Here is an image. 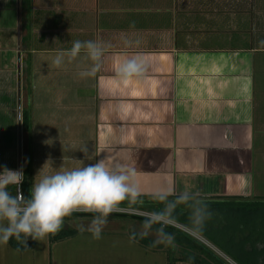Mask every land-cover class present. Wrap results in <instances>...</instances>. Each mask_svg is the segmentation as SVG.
I'll return each instance as SVG.
<instances>
[{
  "label": "crops",
  "instance_id": "crops-1",
  "mask_svg": "<svg viewBox=\"0 0 264 264\" xmlns=\"http://www.w3.org/2000/svg\"><path fill=\"white\" fill-rule=\"evenodd\" d=\"M22 1V14L16 6L0 18L9 25L18 8L24 26L21 110L28 123L19 126L16 107L15 124L7 116L8 126L0 125V152L9 169L27 160L24 196L37 172L36 180L103 159L134 168L140 196L164 190L172 192L168 199L185 192L199 201L261 197L253 175L264 168L254 157L264 154V0H80L79 11L63 13L62 25L49 21L53 28L35 35L31 1ZM76 40L107 45L92 77L79 75L92 63L83 51L52 64ZM132 57L142 58L146 71L122 82L115 69ZM121 221L146 228L130 215Z\"/></svg>",
  "mask_w": 264,
  "mask_h": 264
},
{
  "label": "rangeland",
  "instance_id": "rangeland-1",
  "mask_svg": "<svg viewBox=\"0 0 264 264\" xmlns=\"http://www.w3.org/2000/svg\"><path fill=\"white\" fill-rule=\"evenodd\" d=\"M30 1L31 5L29 12L31 13L33 24H31L29 32L33 35L36 33H46L50 28L52 29L53 26L50 23L52 20L62 25L64 12L79 11L80 9V0ZM19 2L22 3L23 1L0 0V16H4V18L8 16L11 10L14 11L16 6L19 7ZM3 8L6 9L4 15ZM19 9L22 14L24 10L23 5L20 6ZM28 9L29 7L26 8V10ZM16 10L18 11V8ZM55 11L57 13H55ZM17 13L19 18V11L15 12L16 19ZM1 19L3 20V18H0V43L3 48L1 49L0 45V108L5 106L10 108L6 109L7 111H3V109L0 110V113H2L0 114V125L7 127V116L12 117L14 124L17 120L16 107H19V121H21V109L23 108L22 97L25 94L24 51L26 47L24 40H22L25 36L24 26H22L21 23H17V26L15 24L17 20H13L12 23L7 25L2 23ZM17 28L19 29L18 40L14 31L15 29L17 30ZM8 34L14 35L12 36L13 38L11 36L7 37ZM15 53H20V55H18L19 57H17ZM9 113H11L12 116H9ZM21 124L22 123L19 122V126H21ZM18 139L19 136L17 133V141ZM1 152L0 166H3V151L1 150ZM16 152V159H18V147ZM254 154V157H257L262 164V160L264 162V154L259 151H254ZM261 158L263 159L261 160ZM262 165H264V163ZM254 172L253 192H258L259 194H257L261 195V197H253L252 199L264 200V168L257 167ZM13 188L15 189L14 186H12V189ZM200 201L203 202L204 200ZM197 212H199L202 217L206 216L204 218L210 219L211 232H214L216 236L222 238L223 241H225L226 238L222 237V233L228 231L235 232V229H237L236 227L242 226L241 220H243V218L240 212L237 211L216 213L203 207L199 210L189 209L185 211L181 218L174 215H170V217L181 226L182 224H186V226H188L186 227L187 229L176 225L174 226L177 228L179 227L180 230L188 234L191 233L192 235H190L192 237L206 245L227 264H243L240 262L239 254L254 258H258L259 256L264 263V251L259 250V254L257 253V249L254 248L255 245L257 246V243L254 242V231H252L253 229H258V227L264 228L263 223L258 225L253 216H246L253 217L252 219L254 220L250 223L254 224V228L251 229L245 226L239 229L242 235L237 234V236L233 237L232 243L234 244L231 245V241H229V243L227 242L223 246L206 237V235L202 236L199 234V237V235L193 233L194 230L197 231L196 227L192 225L196 224L194 223V214ZM209 212L211 215L207 216ZM136 213L137 215L148 216V214L144 212L139 211ZM92 218L93 215L85 216L78 214H73L70 219L64 218V223L58 233L55 235L50 234L42 240H33V244L30 248L25 250L19 249L22 245L10 238L7 244L0 245V264H167L168 251L172 249L173 244L172 242L169 243L166 240H162L158 232L147 230L141 227L142 225L138 222L135 227H132L133 225L128 226L127 222L123 223L121 221L122 218L108 216L106 224L100 233V237L96 239L87 231V226ZM165 221L167 222V219H165ZM146 235H149L151 239L146 238ZM201 236L204 240L201 239ZM158 243H161V245L158 246ZM227 245L233 247L236 253L234 254V252L227 251L225 249ZM158 248L162 250H158ZM239 251L241 252L239 253ZM193 254L198 257L203 256L197 251H193ZM177 256L178 255H176V257Z\"/></svg>",
  "mask_w": 264,
  "mask_h": 264
},
{
  "label": "clouds",
  "instance_id": "clouds-1",
  "mask_svg": "<svg viewBox=\"0 0 264 264\" xmlns=\"http://www.w3.org/2000/svg\"><path fill=\"white\" fill-rule=\"evenodd\" d=\"M106 47L99 40H76L69 50L58 53L52 64L60 67L65 57L72 60L83 51L92 63L79 75L92 77L100 70V61ZM146 67L142 58L132 57L116 67L115 75L120 81L127 82L142 76ZM26 164L25 159L15 170L0 166V245L7 244L11 238L27 247L29 238L37 241L50 234L55 235L61 230L64 218L75 211L94 214L87 231L98 239L108 215L121 202L134 203L141 195L134 168L119 162L109 165L103 159H97L95 163H84L80 167L54 170L40 175L38 180L35 179L37 172L29 194L24 196L20 184L25 180L23 169ZM10 186L15 187V195L9 191ZM170 195L171 191L157 190L153 198L165 202ZM189 198L188 193H181L176 201L167 203L162 212L148 214L144 227L164 223L166 217L170 218L175 203ZM202 219L199 212L194 214V223H200ZM159 235L169 243L172 240L169 234L161 232Z\"/></svg>",
  "mask_w": 264,
  "mask_h": 264
},
{
  "label": "trees",
  "instance_id": "trees-1",
  "mask_svg": "<svg viewBox=\"0 0 264 264\" xmlns=\"http://www.w3.org/2000/svg\"><path fill=\"white\" fill-rule=\"evenodd\" d=\"M11 35L8 34L7 37H10ZM21 123L23 127H27L28 119L26 117V113L24 110L21 111ZM15 195V192H13ZM176 199H167L165 202L158 201L151 197L146 196H139L137 201L134 203H130L128 201L121 202L118 207L120 208H127L132 209L136 211H142V212H162L169 202H174ZM205 207L207 210H210L211 212H240L241 217L243 220L242 226L236 227L235 232L228 231L226 233H222V237H225V241L222 240V238H219L216 236L214 232H211L210 229V219H206L203 217L202 222L192 224L194 227H196L197 232L194 230V232L200 234V235H206V237L212 239L214 242L219 243L221 245H225V243H229L234 236L242 235L239 231V229L244 228L245 226L249 228H254V224L250 223L252 220L256 219V222L258 225L261 223L264 224V200H254L252 198H230V199H224V200H204L203 202L197 201V200H191L188 199L187 201H179L175 203L174 208L171 210L170 215H174L176 217H182L185 213V211L189 209H196L199 210L200 208ZM73 214L78 215H85V216H92L93 213L88 212H73L70 216L65 218H71ZM126 215H130L136 220H141L145 222L144 216L137 215V214H127V213H121V212H112L108 216L110 217H117V218H124ZM210 212L207 214V216H210ZM246 216H253V217H246ZM167 220L175 221L171 217L167 218ZM153 226L161 228L165 231L166 234L171 235L172 241L179 244L181 248L176 249L175 247H172L168 251L167 256V264H175L177 260H183L189 264H210V262L215 264H227L224 260H222L220 257H218L212 250H210L206 245H204L202 242L196 240L194 237H192L190 234L184 232L183 230H180L176 228L175 226L168 225L165 223H156L153 224ZM184 227L186 224H182ZM251 231V230H250ZM254 231V242L257 243V246L255 245V249H257V253L259 254V250L264 251V228L258 227V229H253ZM251 231V232H252ZM33 244V240L30 238L27 240V247L21 246L19 249L25 250L29 249L30 246ZM225 249L230 252H235V249L230 246H225ZM193 251H197L200 254H202V257H198L193 254ZM241 251H239L240 253ZM176 255H178L176 257ZM240 262L243 264H264L262 261V258L258 256V258L249 257L245 255L239 254Z\"/></svg>",
  "mask_w": 264,
  "mask_h": 264
},
{
  "label": "built area",
  "instance_id": "built-area-1",
  "mask_svg": "<svg viewBox=\"0 0 264 264\" xmlns=\"http://www.w3.org/2000/svg\"><path fill=\"white\" fill-rule=\"evenodd\" d=\"M75 212H82V211H75ZM113 212H121V213H129V214H137L136 212H139V211H136V210H132V209H127V208H120V207H117V209ZM83 213V212H82ZM166 222V221H165ZM168 222V220H167ZM170 223V222H168ZM191 234V233H190ZM192 235V234H191Z\"/></svg>",
  "mask_w": 264,
  "mask_h": 264
},
{
  "label": "water",
  "instance_id": "water-1",
  "mask_svg": "<svg viewBox=\"0 0 264 264\" xmlns=\"http://www.w3.org/2000/svg\"><path fill=\"white\" fill-rule=\"evenodd\" d=\"M18 12V11H17ZM19 18H18V13H17V23H19V20H18ZM18 26V25H17ZM18 38H19V29L17 28V40H18ZM18 99H19V96H18ZM18 102H19V100H18ZM19 154V153H18Z\"/></svg>",
  "mask_w": 264,
  "mask_h": 264
}]
</instances>
